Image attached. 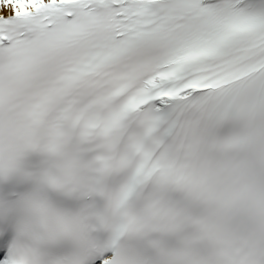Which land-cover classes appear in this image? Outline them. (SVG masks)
Here are the masks:
<instances>
[{
	"label": "snow or ice",
	"instance_id": "snow-or-ice-1",
	"mask_svg": "<svg viewBox=\"0 0 264 264\" xmlns=\"http://www.w3.org/2000/svg\"><path fill=\"white\" fill-rule=\"evenodd\" d=\"M0 264H264V0H0Z\"/></svg>",
	"mask_w": 264,
	"mask_h": 264
}]
</instances>
